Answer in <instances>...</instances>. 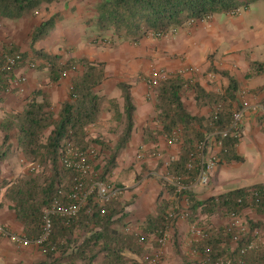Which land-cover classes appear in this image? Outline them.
Masks as SVG:
<instances>
[{"label":"trees","instance_id":"1","mask_svg":"<svg viewBox=\"0 0 264 264\" xmlns=\"http://www.w3.org/2000/svg\"><path fill=\"white\" fill-rule=\"evenodd\" d=\"M264 0H96L92 16L88 19L97 35L110 34L108 44L114 40H129L135 44L145 35L152 37L166 34L169 30L182 27L186 23L210 19L214 15L237 17L250 5ZM52 0H0V23L17 21L29 16ZM62 19L55 14L34 28L28 37V50L23 51L15 43L0 48V96L7 93L16 80L15 71L22 66L36 71H46L50 84H59L69 76V92L54 112L49 95L42 90L32 93L22 110L5 113L0 118V131L4 134L2 142L8 143L15 136L18 152L25 162L43 166L45 171L27 174L13 180H4V199L14 213L15 221L22 227V235L31 244L42 235L44 211L47 210L58 191L67 194L73 186L74 178L79 177L73 169L59 166L58 159L64 147L87 151L96 144L101 149L102 161L92 165V177L95 181L110 183V177L117 166V158L129 143L134 127L135 106L130 93L131 86L119 82L116 86L121 92L123 128L111 147L99 139L88 137V128L98 123L105 102L112 106L114 115L119 113L114 99L106 100L99 95L98 88L106 81V64L90 61L86 58H68L50 54L44 49L35 48L39 38H44ZM158 37V36H157ZM156 39H159L157 38ZM5 56H19V60L10 67L5 66ZM249 74L264 73V63L249 64ZM209 71L226 79V85L217 92L204 89L197 81L186 79L180 74L161 80L155 89L154 120L158 129L154 134L163 139L178 135L176 143L179 153L176 159L168 163L166 175L181 179L188 187L194 184L198 174L197 162L190 169L187 164L196 144L215 132L228 130L234 111L239 108L236 98L238 84L226 71L210 68ZM193 93L197 108L209 106L208 117L191 115L181 101L182 92ZM150 129H144L143 145L151 143ZM241 138L239 127L236 136L229 133L223 141L218 155V163H240L243 159L237 155L236 147ZM5 153L0 155V160ZM97 158V157H96ZM96 160V159H95ZM94 160V161H95ZM166 190L171 200L157 199L153 215L146 216L140 226V234L155 238L156 248L166 231L176 223L169 219V209L177 213L185 208L189 223L203 228L205 238L193 242V256L183 258L184 264H264V245L259 237L253 235L261 228V221L246 223L247 231L234 241L235 232L226 226L213 227L200 224V216L209 219L217 214L225 218L240 216L244 210L254 209L255 214H264V185L237 188L225 193L198 199L190 189L176 191L167 182ZM121 193L109 203L97 202L96 192L88 197L77 214L69 219L51 215V231L47 239L39 244L43 259L35 264H139L146 253L138 243L135 233L126 232L128 216L126 211L130 203L123 204ZM258 191L257 196L248 197L249 190ZM133 198V197H132ZM241 200V203H238ZM184 202L186 203L185 205ZM146 242V238L144 239ZM256 245L248 249L250 243ZM141 259V261H140Z\"/></svg>","mask_w":264,"mask_h":264},{"label":"crops","instance_id":"2","mask_svg":"<svg viewBox=\"0 0 264 264\" xmlns=\"http://www.w3.org/2000/svg\"><path fill=\"white\" fill-rule=\"evenodd\" d=\"M54 3L55 2L52 1L50 4H46L33 11L24 19L17 21L23 23V20H27L28 17L31 18L33 13L36 14L39 12V23L35 24L37 27L41 21H43V19L41 20V10H43L44 13L46 11L49 13L44 20L52 15L61 14L62 19L55 24L53 30L48 36L39 38L35 44V48H42L50 54L63 55L64 59L86 58L90 61L105 63L107 78L98 88L97 92L99 95L106 96L108 100L114 99L118 104L119 112L122 113L120 90L115 88V92L112 94H109L108 91H102L103 88H106L104 86H108L106 84H109L111 81V75L109 73L110 63H107L106 56L108 54L105 49L107 45H110L107 41L110 34L99 36L88 24V19L92 16V10L95 3L92 5L86 4L84 9L78 6L74 9L68 8L66 0L64 1L61 10L54 9V7H52L55 5ZM77 11L80 12V17L81 15H86L87 19L84 17V21H80ZM244 13H248L247 15H249L248 18L245 17V21L242 19ZM12 22L16 21H7L4 22V24L9 26L8 24H12ZM87 36L88 38L86 39ZM15 37L16 34L14 35V31L11 32L10 30L6 35L0 36V48L5 44L10 43H15L20 46L19 42H14ZM170 38H173V42L169 43V46L166 47V51L161 50L160 48H154L156 45L155 43H158L163 39H155L150 34L145 35L137 44L129 40H127V42H124V40H114L113 42H124L127 46L134 48L137 53L136 56L139 55V58L141 59L138 61L131 59L133 60V63L144 65L146 62L145 58L154 59L153 64L155 69H165L166 73L174 74L184 72V78L197 81L207 91L217 92L226 85V79L216 74L214 80L216 85H210L207 74L213 72L209 71V69L215 68L219 71H226L238 84L236 98L239 103L242 99L248 101L251 105L264 102V73L247 77L249 74L250 63H264L263 1L250 5L248 10L241 11L237 17L220 14L211 17L209 21L205 20L186 23L178 28L176 34L170 36ZM92 45H96V47L94 48ZM161 45H165V43H162ZM123 48L125 47L123 46ZM22 50L25 51L28 49ZM174 56L183 57L184 62L180 64L178 61L174 60ZM207 58L210 61H207ZM131 60L128 62L130 63ZM127 63L124 62V57H117L114 64L123 74L117 73L116 76L122 77V75L126 76V72L130 73L129 63ZM189 65L197 67V73L185 72L186 70L184 66ZM14 73L16 76L15 82L7 93L0 96V118L5 113H16L22 110L27 99H29L32 96V93L37 90H42L43 92L48 93L49 99L53 104L54 112L58 110L60 103L68 97L70 75H67L59 84H50L47 79L46 71H36L27 68V66H22ZM145 74L147 75V73ZM130 76L131 77L127 78L132 80L119 79V82H125L131 86L130 93L135 106L133 116L134 127L129 143L119 154L116 161L117 166L110 177L111 182L123 186H126L131 181L134 173H130L133 168V171L140 170L141 172V169L139 168L140 163H135L136 160H139L136 158L138 149L140 151H147L148 148H153L152 143L146 145H143L142 143L144 129H158L157 122L154 120V98L147 93L144 78H142V80L137 78L138 71H135V73L131 71ZM187 98L189 100L186 101L188 103L187 111H189L191 115L202 117L209 116L211 111L210 107L204 106L197 108L195 106V101L193 100L192 92L189 91L186 93L185 97L181 96V101L184 105L186 104L185 99ZM106 115H108L107 118L99 117L98 123H108L106 120L112 118L110 111ZM97 127H99L98 124ZM240 128L241 138L236 147V153L243 159V161L240 163L232 162L229 164L218 165L213 171L209 186H201L196 183L188 186L190 191H192L198 199L202 200L237 188L251 187L256 184L264 185V173L259 174V166L264 160V124L256 114L247 111L242 117ZM3 135L4 134L0 131V147L3 146ZM8 144V146H11L9 148L11 152H18V145L15 136L11 137ZM159 149L163 151L166 150L167 153L163 155L158 152L157 154H159V156L156 157V154V158L151 159L145 158L144 156L141 158L143 159V162L145 161L147 163V169L154 168L159 163V160L165 161L166 164V162L168 163L177 158L178 148L176 145L169 147L165 142L159 147ZM247 159L250 160V164H252L253 167L249 171H243L241 166L244 165L246 162L245 160ZM133 163L136 165H133ZM1 164L0 183L4 179L12 180V178L21 174H26L28 171H26L27 167H22V169L18 171V174L14 175L8 162ZM259 175L262 176L261 181L253 182L252 184L246 183L248 180L255 179ZM243 182L246 184H242ZM144 187H147L145 183L135 187L134 193L135 190L142 192ZM147 192L148 195L144 196L137 194L138 199L136 203L126 209L128 216L125 218L124 222L130 223L129 226L138 231H140L139 226H141L145 217L153 215L152 213H154L156 207L155 201L157 202L158 196H160L159 200L161 198H164L166 201L168 199L171 200L168 193L162 191L155 183L149 186V191ZM4 193L5 188L0 187V225L9 231V233L22 235V227L15 221L14 213L9 209V203L4 199ZM125 196L126 195L124 194V197ZM151 201L152 203H150ZM149 207L151 209H148ZM247 212L248 211L245 210L243 213L247 214ZM249 214L254 216L258 221L260 220V216L251 213ZM174 230L169 229L165 234L166 242L161 248L163 262L160 264H170V259H173L175 254V251H173V248H175V241L178 242L177 244H182L183 242L188 243L191 239L186 221H176ZM147 241L153 242L152 238L146 237V242ZM146 248H150V245L147 244ZM155 249H152V251ZM188 250L191 254L193 253L192 249L187 248L186 252H188ZM40 254L37 246H20L14 243L11 239L0 235V264H35L40 257L42 258V255ZM100 261L101 260L98 259L94 264H100Z\"/></svg>","mask_w":264,"mask_h":264},{"label":"built area","instance_id":"3","mask_svg":"<svg viewBox=\"0 0 264 264\" xmlns=\"http://www.w3.org/2000/svg\"><path fill=\"white\" fill-rule=\"evenodd\" d=\"M205 20L209 21V19H205ZM176 32L177 30L171 29L166 34L161 36L157 35L158 37L157 36L156 37L159 39H164L172 35H175ZM18 60H19V56H15V57L5 56V66L10 67L14 65L15 62ZM185 72L197 73V69L191 68L189 70H186ZM176 74H180L183 76L184 72L183 73L180 72ZM172 75L175 74L165 73L162 71H155L151 73V76L148 80L150 91L152 93H155V89L157 88L159 82ZM215 77L216 76L213 73L207 74L208 81L215 80ZM247 111L256 114L260 119V121L264 124V102L251 105L248 101L242 99L239 103L238 110L236 109L233 113L232 121L228 130L212 133L211 135L206 137L203 141L196 144L195 150L192 154H190L189 156L190 159L187 164V169H190L192 163L194 161L197 162L198 174L194 183L201 186L210 185L213 171L219 165L218 155L223 148V141L227 139L229 133H233V135L236 136V133L242 121V117ZM177 138L178 135L174 133L171 136V138L166 141V145L169 147L173 146ZM157 156H159V154H157L156 157ZM96 157H97V153L94 150L80 151L77 149H72L69 145H66L64 147L63 153L60 155L58 159V164L59 166L64 167L66 169H73L74 171L77 172L79 177L74 178L73 186L70 188L67 194L63 195L62 191L59 190L58 195L61 196V198L55 197L52 200L50 207L44 211L42 235L40 239H38L33 244H31L27 239L23 237V235L9 233V231H7L1 225H0V235L11 239L14 243L20 246L34 245L38 247L39 244L43 243L47 239L51 231V220H50L51 215H58L64 219H69L75 216L79 211V209L83 205H85L88 197L93 193V191L96 192L97 202L101 205H105L109 203L112 199H114L117 195H119L121 193L119 188H116L114 185L110 183L95 181L94 178L92 177V169H93L92 165H94V160L96 159ZM136 158L140 160V155H137ZM167 165L168 163L166 164V166ZM26 166L30 174L33 173L38 174L40 171L41 172L43 171V168L41 167L40 170L39 165L35 163H26ZM163 179L165 182H167L172 187H174V189L177 192L189 189V187H185L182 184L181 179L177 177H171L169 175H166ZM248 193H249L248 197L257 196L258 191H255L253 189V190H249ZM238 203H241V200H238ZM185 204L186 203L184 202V205ZM247 211L255 215L254 209L249 208L247 209ZM241 216L242 215L231 216L230 218H227L229 224L225 225L229 231H234L236 233L234 236V241H237L238 237L242 233L248 230L246 225H242ZM188 217H189V213L187 210H185V208L177 213H174L172 211L169 212L168 214L169 219H175L176 221L179 220L188 221ZM259 221H261L262 223L261 228L259 230L264 235V214L260 215ZM125 231L129 233H135L138 239V243L140 245L144 244V239L146 238V236L141 235L140 231H138L137 229L131 226H127ZM204 231L205 230L203 228L197 227L195 223H192L189 226V233L192 242H197L199 240L204 239L205 238ZM257 231L258 229H256L253 235L258 236L259 242L264 245V240L260 239V236L258 235ZM165 234L160 240H158V244L160 247L153 250L150 255H145L142 262H140L139 264H160L162 257L161 248L166 242ZM255 245L256 244L254 242L250 243L248 249H251ZM218 262L219 264H222L220 261ZM132 264H137V263H132Z\"/></svg>","mask_w":264,"mask_h":264},{"label":"rangeland","instance_id":"4","mask_svg":"<svg viewBox=\"0 0 264 264\" xmlns=\"http://www.w3.org/2000/svg\"><path fill=\"white\" fill-rule=\"evenodd\" d=\"M52 1L55 2L54 3L55 5H53L52 7H54V9L61 10L62 7H63V3L66 0H56V1L52 0ZM95 1L96 0H67V4H68V8L76 9L77 6H78V7H81V8L84 9V6L86 4L92 5L93 3H95ZM77 12H78L77 15L80 17V12L79 11H77ZM45 13H46V15H45ZM45 13L43 12V10H41V20L42 19L44 20V18L49 15V13L47 11ZM38 14H39V12H37L36 14L33 13L31 18L28 17L27 20H23L24 21L23 23L16 21V22H12V24L11 23L8 24L9 26H6L5 24H0V36L6 35V33H8L9 30L11 32L14 31V35L16 34V37L14 38V42H16V41L19 42L21 49H29L28 44H27L28 43V37L32 33L34 28L36 27L35 24L39 23V20H38L39 19V15ZM247 14L248 13H244L242 15V19L244 21H245V17L246 18L249 17V15H247ZM214 16H217V15H214ZM84 17L87 19L86 15H81L80 21H84L83 20V19H85ZM91 27L94 29L93 26H91ZM94 31H95V29H94ZM87 38H88V36L86 37V39ZM157 41H159V40H157ZM124 42H127V40H124ZM124 42H116V43H114L112 45H107L105 47V49L107 51V54H108L106 56L107 63H110L109 64L110 65L109 73L111 75V77H110L111 81H110L109 84L108 83L106 84L108 86H104L106 88H103L102 91H104V92L108 91L109 94L114 93L115 92V88L118 89L116 85L118 84L117 82H119V79L132 80V79H129L127 77H131L130 76L131 75V71L134 72V73H135V71H138L137 78L140 79V80H142V78H144V84L146 86V91H147L148 94H150V96H152L154 98L155 93H152L150 91V88H149V85H148V80H149V78L151 76V73H153L155 71L165 72V69H163V70L155 69L154 68V64H153L154 63V59L145 58L146 62H145L144 65H142L140 63H137V64L133 63V60L138 61L141 58H139L140 57L139 55L136 56L137 53L135 52L134 48L127 46V44L124 43ZM160 42L165 43V45H161L162 43H160ZM160 42L155 43L156 45H155L154 48L155 49L160 48L161 50L166 51V47L169 46V43L173 42V38L169 37V38L163 39ZM92 46H94V48L96 47V45H92ZM123 46L125 48H123ZM119 56L124 57V62H126V63L129 60L133 59V60L130 61V63L128 62L129 64L127 63L129 65V67H130L129 68L130 73L126 72V76L122 75V77L116 76L117 73H121V74H123V73L121 71H119L117 69L116 65L114 64L116 59H117V57H119ZM174 60L178 61L180 64L184 62V58L181 57V56H174ZM207 61H210V60L207 58ZM184 68H185V70H189L191 68L192 69H194V68L197 69V67L190 66V65L189 66H184ZM142 72H144V73H142ZM145 73H147V75ZM209 84L210 85H216L214 80L210 81ZM100 92H101V90H100ZM188 92H189L188 90L183 91L182 92V96L185 97L186 93H188ZM104 97H105L106 100H108L106 96H104ZM186 101H189L188 98L185 99L186 110H188V103ZM112 109H113L112 106H110V104H107L105 102V104L103 105L102 113L100 114L99 117L100 118H107L108 115H106V114L110 111V115L112 116V118H110V120H106L108 122L106 124H105V122L97 123L99 127H97V124L94 125V126L89 127L88 131H87V134H88L89 138H91V139H99L103 143H108L111 147L116 142V139H117L119 133L121 132V130L123 128L122 114L119 112L117 115H114V111ZM157 125H158V123H157ZM155 129L149 130V131H151L150 140H151V143L153 145V148L152 147L148 148L147 151L146 150L140 151L138 149L137 154H136V155H140L141 156L140 160H138V161L136 160V162H135L136 164L140 163L139 164V168L141 169V172H140V170L139 171L138 170L133 171L134 170V168H133L132 172L130 173V174L134 173L133 177L131 178V181L126 186L120 185L123 188L124 194L126 195L125 197L123 195L122 198L120 199V201L123 204L130 203V205L127 206V208L131 207V205L133 206V204L136 203V201L138 199L137 198V194H140L142 196L148 195L147 191H149V186L152 185L153 183H155L159 188H161L162 191L167 192V190L165 188L166 185L164 184L165 181L163 179L166 176V167L168 166V165L166 166L167 162L165 164V161L159 160V163L157 162L158 164L154 168L147 169V167H148L147 163L145 161L143 162V159H141L143 156L145 158H150V159L151 158H155V155L158 152L162 153L163 155L167 153L166 150H164V151L160 150L159 147H161L163 145V143H165L171 137L168 138V139H163L162 137H158V136H156L154 134V132H156ZM8 145H9L8 143H3V146L0 147V155L5 153V157L3 159H1L0 164L1 163L3 164L4 162H8L9 165L11 166V168H12L13 174L16 175V174H18V171H20L22 169V167H27L26 166L27 162L24 161V159L22 158V156L20 155L19 152H15V151L11 152V150H9V148L11 146H8ZM174 145H176L177 148H178V145H177L176 142H175ZM90 150H94L97 153V158L94 161V166H95V165H97L98 163H100L102 161L103 157H102L101 154L98 153V150L100 151L101 149L99 148L98 145L93 144V148L90 149ZM178 153H179V148H178ZM178 153H177V156H178ZM245 161L246 162L244 163L243 166H241V169L243 171H249L253 167V165L250 164V160L249 159H247ZM136 164L133 163V165H136ZM39 167H40V170H41V167H42L43 168V172L45 171V173H46L47 168L44 169L43 166H39ZM26 171H27V169H26ZM259 172H260L259 174L264 173V160L261 162V164L259 166ZM153 173H155V174H153ZM27 174H29L28 171H27L26 174H23V175H27ZM23 175L21 174L19 176H23ZM19 176H16V177L12 178V180L17 178V177H19ZM261 178H262V176L259 175L255 179L248 180V182H246V183L247 184H252L253 182L261 181L262 180ZM110 182H111V180H110ZM112 183H114V182H112ZM144 183L147 185V187L146 188L144 187L142 192H140L139 190H135V193H134L135 187H138V186H140V185H142ZM246 183L243 182L242 184H246ZM114 184H116V183H114ZM159 197L160 196H158L157 199H159ZM160 200H164V198H161ZM168 200H170V199H168ZM150 203H152V201ZM156 203L157 202L155 201V205H156ZM148 209H151V208L149 207ZM172 211H173L172 209H169V212H172ZM241 219H242V225H246V223L248 221H252L253 223H257V221H258L254 216L250 215L248 212H247V214L243 213L242 216H241ZM208 223H209V225H212L213 227H221V226H225V225L229 224V221H228L227 218L223 217L220 214H217V215H215L213 217H210L209 219H206L205 217L200 216V224L201 225H204V224L207 225ZM186 224L188 225V229H189V226L192 223H189V221H186ZM127 225L129 226L130 223H127ZM174 228H175V225H174ZM174 228L171 227L170 230H174ZM257 232H258V235L260 236V239L264 240V235L262 234V232L259 229H258ZM149 238H152L153 242H151V241L150 242L149 241L144 242L143 246L146 249L145 255H150L151 252H152V249L156 248V245L154 243V241H155L154 237L151 236ZM188 239H190V238H188ZM167 240H168V238H167ZM190 240L188 241V243H184L183 242L182 244L181 243L177 244L178 242L175 241V244H174L175 248H173V251H175V254H174L173 259H170V264H184V261H183L184 259L183 258H186L187 255L190 256L189 259H187V261H191L193 254H191V252L189 250H188V252H186L187 248L188 249H193L192 248L193 247V242H192V240L191 241ZM147 244L150 245V248H146ZM37 249L41 253V250H39L38 247H37ZM186 253H187V255H186ZM40 255H42V253ZM42 259H43V255H42V258L40 257V259L37 260L36 262H39ZM140 261H141V259H140ZM161 262H163V256L161 257L160 263Z\"/></svg>","mask_w":264,"mask_h":264}]
</instances>
